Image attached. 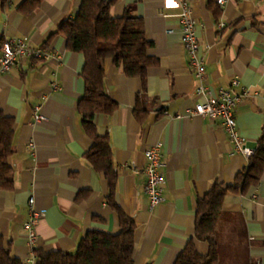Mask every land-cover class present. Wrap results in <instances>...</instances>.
<instances>
[{"label":"crops","instance_id":"crops-1","mask_svg":"<svg viewBox=\"0 0 264 264\" xmlns=\"http://www.w3.org/2000/svg\"><path fill=\"white\" fill-rule=\"evenodd\" d=\"M24 1L0 0V42L25 39L52 57L21 60L0 75V109L14 122L7 161L13 184L0 191L4 248L23 264L36 250L74 253L90 231L119 232L113 204L135 224L133 264H173L194 240L197 201L215 184L233 185L248 165L219 121L187 114L203 99L195 94L198 83L180 43L179 0H118L110 10L113 20L127 8L142 19L150 43L146 53L156 62L143 83L110 59L102 62L104 91L117 105L111 115L94 117L97 134L107 137L116 172L111 202L104 174L85 158L94 142L77 113L84 57L69 52L62 36L49 39L63 21L76 16L81 0H41L29 14L18 9ZM186 1L196 22L204 84L211 92L245 94L235 109L236 127L246 148L255 151L264 127V0H224L222 6L217 0ZM35 108L44 121L34 122ZM157 143L165 203L149 212L144 152ZM30 198L41 213L34 250L23 229ZM218 238L219 264H264V175L246 194H226ZM194 246L199 255L208 253L207 243L195 240Z\"/></svg>","mask_w":264,"mask_h":264},{"label":"trees","instance_id":"trees-1","mask_svg":"<svg viewBox=\"0 0 264 264\" xmlns=\"http://www.w3.org/2000/svg\"><path fill=\"white\" fill-rule=\"evenodd\" d=\"M7 0H1L5 3ZM118 0H81V6L72 19L63 21L49 39L60 35L66 40L69 52L82 54L84 67L81 73L84 92L77 103V113L85 134L94 142L85 155L86 161L99 173H103L109 188V201L113 197L116 172L111 163V151L106 136H99L94 125L98 114L111 115L117 105L104 91L102 62L110 59L115 66L121 65L127 77L143 83L147 70L156 62L147 55L150 43L144 36L141 18L134 16L131 9L124 10L121 17L113 20L110 10ZM41 0H25L19 7L23 14L36 10ZM3 42H0V46ZM12 119L0 109V191L12 188L13 175L8 166L13 145ZM264 175V127L262 128L254 155L247 167L239 173L231 186L213 185L203 198L197 201L194 240H190L179 253L173 264H219L218 225L222 217V203L228 192L246 194L255 188ZM118 213L119 232L108 234L93 230L78 243L74 253L34 251V264H133L134 222ZM208 244V253L199 255L194 241ZM0 264H23L13 258L4 248L0 235Z\"/></svg>","mask_w":264,"mask_h":264},{"label":"built area","instance_id":"built-area-1","mask_svg":"<svg viewBox=\"0 0 264 264\" xmlns=\"http://www.w3.org/2000/svg\"><path fill=\"white\" fill-rule=\"evenodd\" d=\"M219 6L224 4V0L216 1ZM180 12L177 15L180 30V43L182 44L187 66L192 71L194 79L198 85L195 94L203 99L188 111V115H194L209 120H216L221 123L227 135L228 142L233 146L234 151L244 157L249 162L254 155V151L247 149L245 139L239 136L236 127L235 109L240 100L245 96L232 95L229 91L217 89L214 92L209 91L204 84L205 67L201 56L199 55V44L195 32L196 22L191 16L189 3L186 0H179ZM223 24H218V28L222 29ZM52 57L47 49L33 48L25 39L7 40L0 46V75L7 73L10 68L21 60H39L46 61ZM238 86L237 79H233L231 87ZM34 122L44 121V117L40 114L39 108L33 111ZM28 149L34 150L33 141H29ZM144 194L147 200V210L152 212L154 209L165 203L163 196L164 177L162 173L163 162L161 154V144L150 147L144 152ZM41 216V213L34 209V199L28 200V220L23 224L26 233V240L29 247L34 250L37 241L35 234V226ZM36 257L33 253L31 259L26 264H34ZM254 264H258L254 263Z\"/></svg>","mask_w":264,"mask_h":264}]
</instances>
